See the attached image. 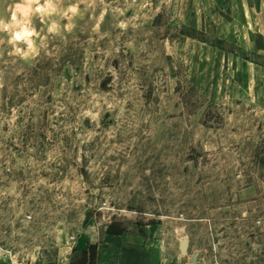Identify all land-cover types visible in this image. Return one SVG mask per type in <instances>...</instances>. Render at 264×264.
I'll use <instances>...</instances> for the list:
<instances>
[{"label": "rangeland", "instance_id": "obj_1", "mask_svg": "<svg viewBox=\"0 0 264 264\" xmlns=\"http://www.w3.org/2000/svg\"><path fill=\"white\" fill-rule=\"evenodd\" d=\"M31 5V50L0 30V264H95L94 235L120 264H264V0Z\"/></svg>", "mask_w": 264, "mask_h": 264}, {"label": "clouds", "instance_id": "obj_2", "mask_svg": "<svg viewBox=\"0 0 264 264\" xmlns=\"http://www.w3.org/2000/svg\"><path fill=\"white\" fill-rule=\"evenodd\" d=\"M46 9L37 7L36 12H41ZM75 11V8L72 9ZM32 12L31 0H24V2H17L14 4V8L11 12L10 18L5 20L0 18V30L10 31L11 32V41L14 42H25L28 45L29 50L33 47V41L30 39L34 35V29L30 27L29 24V15ZM18 16L23 19L18 21ZM55 28V25L49 28V31H52ZM15 51L18 54L26 55L27 53H22L20 48H16Z\"/></svg>", "mask_w": 264, "mask_h": 264}, {"label": "crops", "instance_id": "obj_3", "mask_svg": "<svg viewBox=\"0 0 264 264\" xmlns=\"http://www.w3.org/2000/svg\"><path fill=\"white\" fill-rule=\"evenodd\" d=\"M243 5V3H242ZM89 245H94V244H98L97 245V257H96V262L95 264H120L118 259L116 257L111 258V256L109 258H106V251L104 252V243L100 244L99 242V238L97 237V235H94V240H87ZM66 250L65 255H63L61 257L60 253L62 250L60 249V251L58 252V256L56 258V263L55 264H75L72 261V256L74 254V251L70 248H66L64 249ZM83 250V249H82ZM108 253L112 254L113 252L108 251Z\"/></svg>", "mask_w": 264, "mask_h": 264}, {"label": "water", "instance_id": "obj_4", "mask_svg": "<svg viewBox=\"0 0 264 264\" xmlns=\"http://www.w3.org/2000/svg\"><path fill=\"white\" fill-rule=\"evenodd\" d=\"M180 233H184V229H180ZM188 245H189V241L187 238H183L180 243H179V251L180 254L182 256H186L187 255V250H188ZM197 259H198V254H194L192 256V264H197Z\"/></svg>", "mask_w": 264, "mask_h": 264}, {"label": "trees", "instance_id": "obj_5", "mask_svg": "<svg viewBox=\"0 0 264 264\" xmlns=\"http://www.w3.org/2000/svg\"><path fill=\"white\" fill-rule=\"evenodd\" d=\"M109 233V232H108Z\"/></svg>", "mask_w": 264, "mask_h": 264}]
</instances>
